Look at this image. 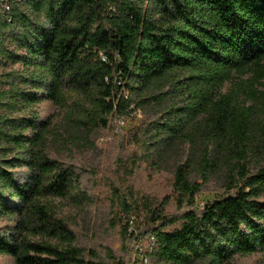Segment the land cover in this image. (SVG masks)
<instances>
[{
  "label": "trees",
  "instance_id": "1",
  "mask_svg": "<svg viewBox=\"0 0 264 264\" xmlns=\"http://www.w3.org/2000/svg\"><path fill=\"white\" fill-rule=\"evenodd\" d=\"M15 11L13 22L0 19V256L126 264L127 225L121 253L103 254L79 243L57 202L88 201L75 151L93 147L111 117L148 109L136 162L172 168L179 211L129 188L117 200L125 215L144 213L155 261L264 254V153L255 165L251 108L241 119L231 101L214 100L233 72H252L254 96L264 81V0H29ZM45 101L56 109L48 117ZM215 175L236 190L196 208Z\"/></svg>",
  "mask_w": 264,
  "mask_h": 264
},
{
  "label": "rangeland",
  "instance_id": "2",
  "mask_svg": "<svg viewBox=\"0 0 264 264\" xmlns=\"http://www.w3.org/2000/svg\"><path fill=\"white\" fill-rule=\"evenodd\" d=\"M252 72H233L230 79L217 87L214 100L231 101L230 108L235 116L242 119V113L251 108V147L257 151L252 160L257 165L261 163L260 153H264V105L260 92L264 90V81L256 82L253 86ZM43 117H48L56 111L55 106L48 101L41 104ZM230 110V109H229ZM152 115L145 110H138L131 116L125 117V124L118 123V117H111L110 124L93 135V147L78 148L72 160L82 170V187L88 195L85 204L74 201H58L59 210L70 223L71 228L78 236L79 243L88 248H96L103 254L108 250L121 253L122 232L125 221L119 219L122 209L117 200V189L123 192L129 188L141 200L151 197L160 204L165 203L167 214H176L179 211L173 191V172L169 165L152 167L148 162L137 163L140 155L136 147V137L147 124ZM203 116L199 117L202 120ZM185 152L189 146H185ZM259 152V153H258ZM64 156V160H69ZM236 187L228 189L220 175H215L204 186L202 193L197 197L196 208L202 209L201 204L208 200L217 199L227 191H235ZM137 229L143 232L146 221L142 211L136 212ZM5 223L0 222V227ZM180 228V225L169 227L168 231ZM143 234V233H142ZM130 242V249L126 254V264H132L134 236ZM0 264H14L9 256H0ZM158 264V263H156ZM202 264V263H194ZM231 264H264V254L257 253L248 256H236Z\"/></svg>",
  "mask_w": 264,
  "mask_h": 264
},
{
  "label": "built area",
  "instance_id": "3",
  "mask_svg": "<svg viewBox=\"0 0 264 264\" xmlns=\"http://www.w3.org/2000/svg\"><path fill=\"white\" fill-rule=\"evenodd\" d=\"M29 0H0V19L6 22H13L15 19V9L17 6ZM120 125L125 124V117H118ZM204 208V204H201ZM119 219L125 221L128 226L129 235H133L135 244L133 245L132 264H156L153 254L155 253L158 243L154 234H141L137 229V219L135 214H120ZM124 225V226H125Z\"/></svg>",
  "mask_w": 264,
  "mask_h": 264
}]
</instances>
